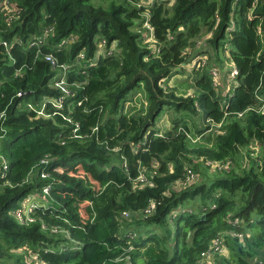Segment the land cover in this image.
<instances>
[{
	"label": "trees",
	"instance_id": "1",
	"mask_svg": "<svg viewBox=\"0 0 264 264\" xmlns=\"http://www.w3.org/2000/svg\"><path fill=\"white\" fill-rule=\"evenodd\" d=\"M96 1L0 6V264H196L216 238L227 254L215 264H253L264 248V114L246 110L264 98V0ZM226 60L238 74L223 98L211 72L226 76ZM186 64L193 97L160 86ZM140 85L146 113L124 115ZM167 109L174 127L158 136ZM186 115L201 117L200 134L217 130L210 146H190ZM209 170L221 173L194 181ZM26 198L42 208L20 223L12 212Z\"/></svg>",
	"mask_w": 264,
	"mask_h": 264
},
{
	"label": "rangeland",
	"instance_id": "2",
	"mask_svg": "<svg viewBox=\"0 0 264 264\" xmlns=\"http://www.w3.org/2000/svg\"><path fill=\"white\" fill-rule=\"evenodd\" d=\"M171 2L173 0H170ZM93 2V1H92ZM101 0H97L96 2H94V4H98L100 3ZM146 7V6H145ZM146 12L144 11L142 17L144 18L146 16ZM142 22V21H141ZM140 21L136 22V26L139 25L141 23ZM133 27V31H138V30H143L145 29L144 27V23L142 26H137V27ZM146 31H144L143 33V37H146ZM149 35V34H148ZM147 35V37H148ZM144 43L146 45H152L154 43L153 41V36H149L148 38L145 39ZM152 43V44H151ZM112 47H115V43L112 44ZM151 47V46H150ZM104 54V45H98V52H97V56L99 55H103ZM224 57H227V50H225L224 52ZM192 65L190 64H186L184 66H182L183 68V72L180 74H176L173 73V75L168 78V79H162L160 86L164 89H170V90H175L176 94L178 96H182V97H193L195 95V92L192 89V76L190 75L191 69L189 67H191ZM224 70L222 69H218L220 75L222 73L226 72V76L222 77V80L220 79L219 82L221 83V85L218 86L217 88V93L220 94L221 97H225L228 94L232 93V89L234 86H236V81L235 80H229L228 79V71L231 70L232 68V63L229 60H226L225 66L223 67ZM180 71V70H177ZM221 77V76H220ZM228 80V82H227ZM230 92V93H229ZM230 96V95H229ZM27 109H31L32 106L27 104L26 105ZM148 107V99L146 97V93L143 90L142 85L139 86V89L137 91V93L135 95H133L131 97V99H129V101H127L124 105L123 108V114L130 116L133 115L135 113H140V114H145L146 110ZM36 110L39 111L38 116H42V113L40 112V108H36ZM187 117L182 116L183 121L179 122V126L181 127L183 124H186V128H187V133H189V141L190 146H210L212 144L211 141V137L212 134L214 132L217 133V130L215 128L211 129V130H205L203 133H198V130H204L206 127L203 123L202 120H200L199 118H201L200 116H192V115H186ZM176 117V114H174L171 110L167 109L164 110V112L162 113V115L159 117V119L156 122L155 125V129L157 131V135L158 136H165L166 134L171 133L174 125L172 124V119ZM186 130V129H185ZM197 165H200V167L202 166V162L200 161H196L195 162ZM154 167H156V164L153 163ZM217 168V166H212V170ZM225 168H227V166H225ZM226 172H228V170H225ZM221 173L220 171H216ZM216 172L214 173L213 171L209 170L207 171V174H204V176H200V174L198 173V179L197 176L195 177L194 181H199V180H209L212 179L213 176L216 174ZM223 172V173H226ZM141 215V214H138ZM131 221V220H130ZM243 239L244 237H242L241 240H238L239 243L243 244ZM264 253V248L263 250H261L258 254V256L255 258L253 264H259V262L261 261L262 255ZM6 258H8L7 256H5ZM222 255H218L215 257L214 259V264L216 263L217 259L221 258ZM8 260V264L13 263L15 259Z\"/></svg>",
	"mask_w": 264,
	"mask_h": 264
},
{
	"label": "built area",
	"instance_id": "3",
	"mask_svg": "<svg viewBox=\"0 0 264 264\" xmlns=\"http://www.w3.org/2000/svg\"><path fill=\"white\" fill-rule=\"evenodd\" d=\"M154 0H142L138 6L139 7H148L151 5V3L153 2ZM0 6L2 9L4 10H8V6H7V0H0ZM146 6V7H145ZM144 27L146 29H148L149 31V35L148 37L152 36V30L151 28L149 27V25L145 22L144 23ZM147 37V38H148ZM39 43V41H33L30 43V47H34L36 46L37 44ZM105 42L104 41H101L99 45H104ZM0 45L2 47H4V49H8L9 45L6 43V42H0ZM228 46H225V50L227 49ZM80 58H83V54L81 53L79 55ZM44 61H47L51 64V66L53 67H56V62L51 58L50 55H46L44 56ZM201 65H203V62L201 63ZM199 66V64H198ZM59 68H63V70L66 69V66H58ZM23 69L22 70H18L16 71V74L17 75H21L23 73ZM228 74H229V78L230 79H234L236 77V75L238 74V71L237 69L232 65V68L231 70L228 71ZM211 75H212V79H213V82H214V85H217L219 83V74L217 73V71H213L211 72ZM63 80V79H62ZM64 92L66 94H68L67 90L65 88H63ZM257 98V103L258 105L257 106H254V107H251V108H248L246 111H255L256 113H259V114H264V98L260 97L259 95L256 96ZM58 103H61V100H58ZM245 111V112H246ZM243 113H238L237 116L238 117H241ZM4 117V113H1L0 114V122L2 121V118ZM1 130V128H0ZM0 160H1V164H2V171L3 173L6 171L7 169V162L5 161V159L2 157V155H0ZM42 163L46 162V161H41ZM208 164H211V163H208ZM212 166H217V169H221L223 166L219 163H212L211 164ZM225 168V166H224ZM41 178H45L47 177L46 174H41L40 175ZM194 180V176L192 174H190L187 179H186V182L183 184V187H186L187 186V183L191 182ZM143 181V177H140L138 182H142ZM43 194L47 195L48 192H49V187H44L43 190H42ZM42 208V205H40L39 203H37L34 198H26L24 199L23 203L19 206V208L15 209L13 212H12V215L20 222V223H31L34 221V218H33V214L35 213V211H37L38 209ZM124 216H128V215H124ZM54 232H56V230L54 229L53 230ZM233 236H236L238 238V240H241L242 239V235L241 234H233ZM130 238H132L133 236H128ZM132 249V247H129L128 248V251H130ZM227 254V249L223 243V240L221 238H216L214 240H212L211 242V245L209 246V248L203 252L199 259L197 260L196 264H214V259L216 256L218 255H223L225 256ZM129 261V257L128 255H125L123 256L122 258L118 259L117 262H123V264H129L128 263ZM39 264H44V263H41V262H37Z\"/></svg>",
	"mask_w": 264,
	"mask_h": 264
},
{
	"label": "crops",
	"instance_id": "4",
	"mask_svg": "<svg viewBox=\"0 0 264 264\" xmlns=\"http://www.w3.org/2000/svg\"><path fill=\"white\" fill-rule=\"evenodd\" d=\"M222 75H223V74H222ZM222 75H221V80H222V77L224 76V75H223V76H222ZM227 82H228V81H227ZM220 85H221V83H220Z\"/></svg>",
	"mask_w": 264,
	"mask_h": 264
}]
</instances>
